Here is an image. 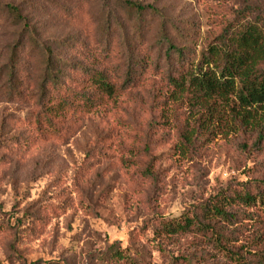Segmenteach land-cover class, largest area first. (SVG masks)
Segmentation results:
<instances>
[{
    "label": "rangeland",
    "instance_id": "obj_1",
    "mask_svg": "<svg viewBox=\"0 0 264 264\" xmlns=\"http://www.w3.org/2000/svg\"><path fill=\"white\" fill-rule=\"evenodd\" d=\"M102 1L0 0V68L15 37L4 23V4L35 19L58 51L69 53L68 59L79 65L103 53ZM132 1L157 8L172 43L193 55L222 31L236 10L264 8V0ZM103 2L125 25L122 36L132 40L133 15L114 0ZM160 26L159 18L147 17L142 29L146 45L137 46L142 53L153 50L155 57L145 83L115 106L107 104L84 117L60 140L37 137L29 108L4 101L0 74V264H99L98 254L111 245L129 247L142 259L140 264H174L192 253L197 240L158 238L156 223L179 217L234 181H245L248 170L264 178V143L257 144L256 135H216L189 159L175 154V131L153 134L144 143L142 134L152 118L147 94L166 70V48L157 44ZM117 36H111L106 59L111 67L123 41L113 39ZM33 138L37 141L32 144ZM144 147L156 157L157 184L143 180L137 165L126 162L128 151ZM136 161L146 162L142 157Z\"/></svg>",
    "mask_w": 264,
    "mask_h": 264
},
{
    "label": "trees",
    "instance_id": "obj_2",
    "mask_svg": "<svg viewBox=\"0 0 264 264\" xmlns=\"http://www.w3.org/2000/svg\"><path fill=\"white\" fill-rule=\"evenodd\" d=\"M103 1L99 6L103 19L101 56L105 59L90 56L86 64L79 65L68 59L69 53H60L55 40L44 36L35 19L20 7L11 3L2 6L4 23L15 36L0 68L2 96L7 103L29 108L28 119L37 137L50 135L60 140L84 117L107 104L115 106L145 83V75L156 66L155 57L153 50L142 53L137 46L146 45L142 29L150 16L161 20L157 44L166 48L167 61L160 83L147 94L152 118L142 134L144 143L147 145L153 134L175 131L178 142L173 149L186 159L216 135L251 134L256 135L257 144L264 143V8L236 10L222 31L193 55L172 43L166 21L154 6L114 0L133 15L134 38L129 40L122 36L125 25L118 14ZM112 35H118L113 39L119 44L123 40L115 67L106 60L112 52ZM29 141L33 144L37 139ZM150 152L147 147L133 148L126 162L137 165L143 180L157 184L156 157ZM140 157L146 162L136 161ZM122 162L126 164L125 159ZM246 172L245 181H234L179 217L156 223L158 238L192 236L197 240L192 253L178 257L174 264H264V178L257 177L254 170ZM141 261L129 247L117 245L96 258L99 264Z\"/></svg>",
    "mask_w": 264,
    "mask_h": 264
}]
</instances>
